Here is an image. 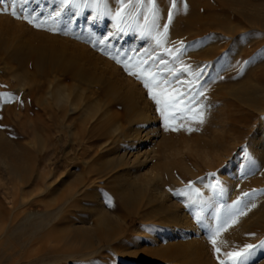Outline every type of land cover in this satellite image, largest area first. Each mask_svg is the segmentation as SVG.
Here are the masks:
<instances>
[{
	"label": "rangeland",
	"instance_id": "1",
	"mask_svg": "<svg viewBox=\"0 0 264 264\" xmlns=\"http://www.w3.org/2000/svg\"><path fill=\"white\" fill-rule=\"evenodd\" d=\"M102 2L104 7L97 8L93 6L94 0H88V6L81 4L71 10L74 15L66 10L54 21L50 14L54 16L59 11L60 0H29L26 10L35 9L33 14L38 13L47 21L43 28L0 12V40L3 42L0 47V133L19 153L15 145L31 148L36 140H41V154L53 151L44 148L48 147L49 136L52 147L58 148L56 155L54 158L47 155L36 168L40 163V167L58 163L59 176L48 183L62 189L85 176L81 168L92 158L105 156L106 164L112 158L109 153L118 151L115 144L103 140L104 136L95 139V134L98 130L116 133L115 128L107 130L113 122L112 112L121 114L125 109L122 99H114L115 90L101 93L100 89L92 87L96 93L90 95L77 89L79 85L85 87L79 82V72H85L86 77L111 76L120 80L121 94L128 95V87L138 89L151 106V117L146 123L151 134L141 145V158L135 165L131 164L137 153L131 149L125 163L112 173L96 174L91 179H95L96 185L100 182L109 189L117 190L127 184L129 190H143L146 194H153L157 184L165 191V200L182 211L184 224L172 228L154 222L155 214L148 208L145 213L144 204L157 203L149 202L142 197L146 195L141 194L126 222H120L126 233L117 242L118 248L114 251L107 248L86 261L64 259L61 263L219 264L217 256L227 260V252H237L252 244L256 247L247 258V264H264V0H156L155 23L147 10L148 0H142L138 12L140 0H124L129 7L123 10L119 21L115 13L120 10V0ZM169 11L173 14L170 23ZM164 24H168V31L166 36L160 37ZM101 39H104L103 44L99 43ZM157 39H160L159 44ZM26 41L34 46L52 47L50 50L73 60V64L66 67L65 63L60 68L50 64L37 66L32 59L18 64L11 57L12 46ZM114 56L121 63L111 58ZM139 61L147 63L133 71L139 72L141 67L150 69L162 81L160 88L154 91L164 89L163 81H167L168 91L178 89L189 96L195 94V107L203 113V123L195 122L192 113H186L184 119L169 121L177 131L166 130L163 117L142 80L129 75L123 66ZM195 73L201 74L197 77ZM56 77L64 81L62 95L68 100L78 97L79 101L74 106L67 100L58 103L68 111L64 121L55 128L50 122V110H56L52 102V96L58 99L53 82ZM80 123H86V130L93 129L88 136L95 140L86 143L96 142L94 146L84 145L88 152L93 150L88 158L75 157L64 139L53 138L59 130L73 129ZM188 128L193 130L188 131ZM1 156V189L26 192L34 188L32 177L26 178V185L6 174L10 161ZM66 157L74 159L66 164ZM22 161L21 157L20 163ZM111 175L115 179L112 180ZM42 189L46 191L47 187ZM1 193V204L9 208L7 202L11 194ZM244 193L249 195L244 196ZM23 209L31 213L21 222L27 225L37 222L43 212L40 206L33 204H24L17 212ZM111 210L112 216L123 214L116 203ZM240 212L246 214L239 215ZM231 213H235L238 223L230 224L217 237L221 252L216 253L209 241L210 232L217 224V217L223 222ZM197 214L202 223H197ZM9 224L10 221L0 223V264H8L20 251L26 250L32 237L27 229L17 227L18 222L13 226ZM42 254L43 264H49L46 258L59 257L55 249L43 250Z\"/></svg>",
	"mask_w": 264,
	"mask_h": 264
},
{
	"label": "bare ground",
	"instance_id": "2",
	"mask_svg": "<svg viewBox=\"0 0 264 264\" xmlns=\"http://www.w3.org/2000/svg\"><path fill=\"white\" fill-rule=\"evenodd\" d=\"M6 20H9V17H7ZM8 22L10 23L11 21ZM1 34L2 33L0 32V36ZM27 42L28 41L14 43L12 46L13 52L11 57L18 64L22 65L29 59H32L37 66L50 64L54 67L60 68L63 67L65 63L66 67L73 64V60H70L63 55H58L54 53L53 50H50L52 47L48 49V47L34 46ZM2 45L3 42L0 40V47ZM83 73L85 72H79L78 77L80 84H85V87L82 88L79 87V85L76 87L77 89L81 88L80 90L87 91L90 95L96 93L93 91V88L95 87L100 89L101 93H111V90H115L114 99H117V101L122 99V102L125 104L123 113L118 114L120 112H112L113 119L111 121L113 122L107 127V130L115 128L117 132L111 133L107 131L105 133V131H103V133H100L101 131L98 130L95 134V139L104 136L103 140H109L110 143L113 145L115 144V148H117L118 151L109 153L112 158L108 159L106 164L103 161L105 156H100L101 158H92L88 164H86L85 168H81V171L85 176H82L75 183L65 186L62 189H55L51 186L52 183H48V180H51L52 182L57 180V177L59 176L58 163L54 165L49 163V165H43L42 167H40V163L39 167L37 166L36 168V165L47 155L52 158L55 157L58 148L56 149L52 147L53 143L50 141L51 138L49 136L47 137L48 147H44L49 148L48 150L53 149V151H49V153L41 154L39 150L41 146L39 143L41 140L33 142L31 148L24 144L15 145L17 146V149L19 147L21 152L19 153L18 151L13 150L15 147L12 149L8 145L9 141H7L0 133V156L2 155L1 157L10 161V166L9 168L7 167L8 170L6 171V174H9L10 177L13 176L14 180L24 182L26 185L28 182L26 178L30 176L32 177L31 181L35 183L33 186L34 188H30V190L26 192H20L19 189L12 190V188L11 191H9L8 188L1 189L0 187V192H2L1 194L4 196L11 194V196L8 197L10 198V201L7 202L10 206L9 208L2 205L0 201V223H7L10 221L9 225L13 226L18 222L17 227L21 230L27 229V231L30 232V237L32 236L27 242L28 248L23 252L20 251L16 258L8 262V264H43L41 256L43 257L44 255L42 252L43 250L48 251L49 249L59 251V257L52 256L49 257V259H45L46 261H49V264H62L61 261L64 259L69 260L70 262L75 261V259L86 261L90 256L95 254L99 255L107 248L108 250L114 251L119 246L117 242L122 239L120 237L122 234L126 233L125 230L121 229L120 222H123V224L126 222V218L131 215L130 210L137 205L136 200L141 194H145L146 196L142 197L147 198L149 202L157 203L155 205L150 203L149 206L148 204H144L145 209L143 208L145 213L147 211L146 208H148L150 209V213L155 214L156 218L154 222L156 221L159 225H170L172 228L179 223L184 224L182 222L184 218L182 211L177 210L172 203L165 200V191H163V188L157 184L154 186L153 194H146L143 190H136L134 192L133 190H129V185L127 184L124 188L122 186V188H117V190L113 187L112 189H109V186L106 187L105 184L102 185L100 182L96 185L95 179H91L93 176L95 177L96 174L112 173L113 170L125 163V160L130 156L131 149L133 152L135 151V153H137L135 156L136 159L133 160L131 165H135L137 161H139L141 158H139V152L142 147L141 145L146 143L151 134L148 130V126H146V123L151 117V106L148 105L144 94L138 89L134 90L133 88L128 87L130 88L127 91L128 95L121 94L122 89L120 80L111 76H107V78L104 79L103 77L100 78L98 76L86 77ZM103 73L105 74V72ZM59 80L57 77L55 79L53 78L54 90L57 92L56 95L58 96V99L52 96L53 108L55 107L56 110H54V112L52 109L50 110V122L55 128L61 123V121H64L68 111V108L58 103L61 100H67L69 104L74 106L76 101H79L78 97L76 99L72 98L68 100L62 95L65 91L64 86L62 87L64 81L62 83ZM2 90L4 89L2 88ZM3 93H6L5 90ZM22 97L24 98L25 96ZM110 109L111 108H109V111H111ZM122 122H124L123 124L125 125H123ZM84 124L86 123H80L73 129L65 127L66 130H59L57 135L53 137L55 139L57 136L58 140H60V138L64 139L67 146H69L68 149L73 151L74 154H72L77 158H88L89 152H93V150L88 152L84 147L85 144H88L86 141L90 142L95 140H91L90 138L92 137L88 136L93 129L86 130ZM47 128L51 127L47 126ZM60 129L62 128L60 127ZM93 143L95 144L96 142ZM89 144L91 145L92 143ZM94 144L92 145L94 146ZM58 145L60 147V144ZM36 146H38V150H36ZM109 148L108 151L111 150V147ZM105 152H107V150H105ZM21 157L23 158V161L20 163ZM64 159L65 163L69 164L74 158L66 157ZM109 177L110 175L108 176V179ZM113 179L115 178L112 176V180ZM152 181H154V176ZM44 186L47 187L46 191L42 189ZM140 191H142V193ZM27 198H30L28 199V202L25 201ZM113 202L121 207L123 214H119L116 217L111 215V207L114 205ZM168 203L171 204V206L168 205ZM24 204H26V206L28 204H33L34 207L38 208V206H40L43 209V212H41V214L39 213L40 216L37 222L29 225L25 223L21 224L29 214L27 209H23L24 211L21 210L22 212H17V208L22 207ZM170 226L166 228H170ZM65 243H67L68 246H66ZM90 261L91 260H88L87 262Z\"/></svg>",
	"mask_w": 264,
	"mask_h": 264
},
{
	"label": "snow or ice",
	"instance_id": "3",
	"mask_svg": "<svg viewBox=\"0 0 264 264\" xmlns=\"http://www.w3.org/2000/svg\"><path fill=\"white\" fill-rule=\"evenodd\" d=\"M29 0H0V5H4L0 8V12L5 14H10L13 18L16 19H23L28 24L32 25L36 28H43L47 23L46 20L40 18V14H33L35 13V9H32L31 12L26 10V5ZM81 4H85L88 6V0H60L58 5L59 11L55 12V15L52 16L50 14V18L56 21L62 13L66 10L68 11L69 15H74V12L71 10L73 8H79ZM142 5V0H140V4L137 5L136 11H139V7ZM93 6L97 8L104 7L102 0L96 2L94 0ZM120 10L116 11L115 18L119 21L123 15V10L129 7L128 4L124 2V0H120ZM173 8H175V3H173ZM147 10L151 13L153 18V23L158 16V9L156 6V0H148ZM172 12L169 11L168 13V21L169 23L172 20ZM145 20L148 19V16L145 15ZM119 27V25H118ZM52 31H56L57 29H49ZM122 31V29H121ZM168 31V24L163 25V32L160 33V37L166 36ZM99 43L103 44L104 39H101ZM160 43V39H157V44ZM183 42H181L182 44ZM116 59L117 63H121V61L117 57H111ZM147 61H139L135 65H129L128 63H124L125 71L129 73V75L136 76L137 79L142 80L144 83V87L148 89V94L150 98L155 102L157 105V111L163 117L165 129L168 130L171 128L173 131H177L178 128L174 125H170V120H177V119H184L186 113H192V118L197 123H203V113L199 111L195 105L197 103L195 94L189 96L187 92H180L178 89L174 91L167 90V81H163L165 84V88L161 89L159 92L154 91V88H160V84L162 81L158 79V74L152 73L149 70H145L141 67L139 72L133 71V68L140 67L141 65L146 64ZM247 63V61H245ZM185 69H182V71ZM147 71V75L145 72ZM201 73H195L197 77L200 76ZM187 97V99H185ZM199 112V115L197 113ZM188 131H192V128H188ZM191 187V185H189ZM248 193H244V196H248ZM237 204L240 201L236 202ZM254 206V205H253ZM246 213L240 212L239 215H245ZM197 223H202V218L199 214L196 216ZM238 223V218L236 217L235 213H231L227 219L223 222L220 221V218L217 217V224L214 229L211 230L209 235V241L213 245V249L216 253L221 252V248L218 246V239L217 237L220 236L221 232L227 230L230 224L234 225ZM222 242V241H221ZM256 246L252 244L245 245L242 249L237 252H227L225 255L227 256V260H220L219 256L217 259L219 264H247V258L250 256L251 252L254 250Z\"/></svg>",
	"mask_w": 264,
	"mask_h": 264
}]
</instances>
